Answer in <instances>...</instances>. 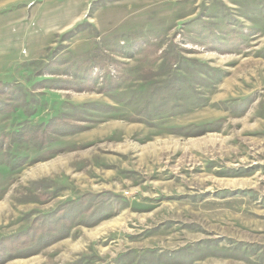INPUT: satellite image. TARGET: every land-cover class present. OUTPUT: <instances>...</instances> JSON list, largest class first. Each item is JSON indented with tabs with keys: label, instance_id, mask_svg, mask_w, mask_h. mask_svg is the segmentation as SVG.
Here are the masks:
<instances>
[{
	"label": "rangeland",
	"instance_id": "obj_1",
	"mask_svg": "<svg viewBox=\"0 0 264 264\" xmlns=\"http://www.w3.org/2000/svg\"><path fill=\"white\" fill-rule=\"evenodd\" d=\"M0 264H264V0H0Z\"/></svg>",
	"mask_w": 264,
	"mask_h": 264
},
{
	"label": "trees",
	"instance_id": "obj_2",
	"mask_svg": "<svg viewBox=\"0 0 264 264\" xmlns=\"http://www.w3.org/2000/svg\"><path fill=\"white\" fill-rule=\"evenodd\" d=\"M4 86H6L9 91H14L15 90L13 86H7V85L0 84V87L3 88Z\"/></svg>",
	"mask_w": 264,
	"mask_h": 264
}]
</instances>
